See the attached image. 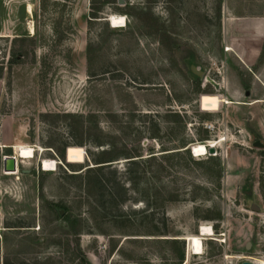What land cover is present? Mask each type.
I'll list each match as a JSON object with an SVG mask.
<instances>
[{
    "label": "rangeland",
    "instance_id": "obj_1",
    "mask_svg": "<svg viewBox=\"0 0 264 264\" xmlns=\"http://www.w3.org/2000/svg\"><path fill=\"white\" fill-rule=\"evenodd\" d=\"M243 260L264 263V0H0V264Z\"/></svg>",
    "mask_w": 264,
    "mask_h": 264
},
{
    "label": "bare ground",
    "instance_id": "obj_2",
    "mask_svg": "<svg viewBox=\"0 0 264 264\" xmlns=\"http://www.w3.org/2000/svg\"><path fill=\"white\" fill-rule=\"evenodd\" d=\"M26 12L31 16L32 14V5L29 3L26 7ZM108 20L110 21L111 27L120 28L125 25V17L122 15H110ZM28 31L30 34H34V26L32 25L31 21L28 23ZM221 140L213 141V143H206V142H199L192 145V154L196 157L203 156L208 153V146L215 147ZM43 150V149H42ZM38 151H41L40 149ZM16 160H28L35 156L36 148L31 145H17L16 146ZM40 165L43 170H53L55 169L56 162L52 159L43 158L40 160ZM17 172V171H15ZM6 173H14V172H6ZM214 234L213 228L210 225H201L198 229L197 235H191L187 237L189 241V246L193 254H201L202 247H203V239L205 236H212ZM257 264H264L263 262Z\"/></svg>",
    "mask_w": 264,
    "mask_h": 264
},
{
    "label": "water",
    "instance_id": "obj_3",
    "mask_svg": "<svg viewBox=\"0 0 264 264\" xmlns=\"http://www.w3.org/2000/svg\"><path fill=\"white\" fill-rule=\"evenodd\" d=\"M255 146H262L259 142L254 143ZM208 153H213L214 152V147L213 146H208ZM17 160L15 155H7L3 158V166L2 169L4 172H15L17 171ZM97 166L93 165L92 163L90 164V167ZM240 264H257L254 261L250 260H243Z\"/></svg>",
    "mask_w": 264,
    "mask_h": 264
},
{
    "label": "trees",
    "instance_id": "obj_4",
    "mask_svg": "<svg viewBox=\"0 0 264 264\" xmlns=\"http://www.w3.org/2000/svg\"><path fill=\"white\" fill-rule=\"evenodd\" d=\"M184 150H187V148H185ZM155 156L156 155H151V156H149V157H151V158H153V159H155ZM131 161H135V160H131ZM93 162L95 163V164H99L101 161H95L94 159H93ZM104 166H106V165H97V166H93V167H90V166H88V165H86V166H84V169L82 168V170L79 172V173H82L83 171H87V172H92V171H97V170H99V169H102ZM78 173V174H79ZM99 182V181H98ZM66 219L68 220L69 219V223H70V225L73 227V229H74V231L76 230V226H77V224H78V220L76 219V218H73L72 220L70 219V216H67L66 217ZM74 234H76V232H74Z\"/></svg>",
    "mask_w": 264,
    "mask_h": 264
},
{
    "label": "crops",
    "instance_id": "obj_5",
    "mask_svg": "<svg viewBox=\"0 0 264 264\" xmlns=\"http://www.w3.org/2000/svg\"><path fill=\"white\" fill-rule=\"evenodd\" d=\"M28 4H29V3H28ZM3 5H4V7L6 8V4H3ZM11 6H12V5H10V7H11ZM26 7H27V6H26ZM6 10H7V9H6ZM7 11H8V10H7ZM6 14L9 15L8 12H6ZM3 20H4V22L6 23V21H7V17H4ZM5 20H6V21H5ZM4 22L2 21L3 24H5ZM3 26H4V25H3ZM2 29L4 30L3 27H2ZM34 147H35V146H34ZM13 148H14V151H15V152H14V155H15V154H16V149H15L14 146H13ZM17 160H18V159H17ZM5 173H6V172H5ZM14 173H16V172H14ZM14 173H6V174H14Z\"/></svg>",
    "mask_w": 264,
    "mask_h": 264
},
{
    "label": "built area",
    "instance_id": "obj_6",
    "mask_svg": "<svg viewBox=\"0 0 264 264\" xmlns=\"http://www.w3.org/2000/svg\"><path fill=\"white\" fill-rule=\"evenodd\" d=\"M4 157H5V156H4ZM4 157H3V158H4ZM16 165H17V163H16Z\"/></svg>",
    "mask_w": 264,
    "mask_h": 264
}]
</instances>
